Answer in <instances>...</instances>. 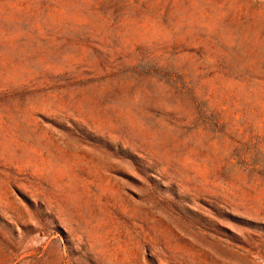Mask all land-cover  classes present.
I'll use <instances>...</instances> for the list:
<instances>
[{"label": "rangeland", "instance_id": "1", "mask_svg": "<svg viewBox=\"0 0 264 264\" xmlns=\"http://www.w3.org/2000/svg\"><path fill=\"white\" fill-rule=\"evenodd\" d=\"M0 264H264V0H0Z\"/></svg>", "mask_w": 264, "mask_h": 264}]
</instances>
